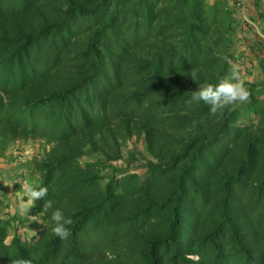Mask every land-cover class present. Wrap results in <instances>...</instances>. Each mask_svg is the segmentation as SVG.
I'll use <instances>...</instances> for the list:
<instances>
[{"label":"trees","instance_id":"16d2710c","mask_svg":"<svg viewBox=\"0 0 264 264\" xmlns=\"http://www.w3.org/2000/svg\"><path fill=\"white\" fill-rule=\"evenodd\" d=\"M263 2L0 0V162L38 144L49 190L0 181V264H264ZM234 73L247 102L192 100Z\"/></svg>","mask_w":264,"mask_h":264},{"label":"clouds","instance_id":"9594fccd","mask_svg":"<svg viewBox=\"0 0 264 264\" xmlns=\"http://www.w3.org/2000/svg\"><path fill=\"white\" fill-rule=\"evenodd\" d=\"M233 79L235 82H233ZM250 91L239 80V75L234 73L233 78L221 80L216 84H206L194 91L192 100L199 103L201 100L211 105L209 111L215 115L218 110L223 109L225 106L235 103H244L249 100ZM195 121L193 124L195 125ZM47 186L35 187L28 185L24 190V195L27 200L34 203L48 195ZM53 207L51 200L46 201L44 204V211ZM50 219L54 222L51 231L54 235L61 239H67L71 234L68 227L72 220L65 216L61 209H56L52 212ZM12 264H31L30 260L17 258Z\"/></svg>","mask_w":264,"mask_h":264},{"label":"rangeland","instance_id":"374dc122","mask_svg":"<svg viewBox=\"0 0 264 264\" xmlns=\"http://www.w3.org/2000/svg\"><path fill=\"white\" fill-rule=\"evenodd\" d=\"M264 6V2H263ZM252 79V76H251ZM22 146V145H21ZM38 144H33L32 142H29L25 145V149H21L20 146H17L16 148H13L14 153V159L13 162H8L5 165V162H0V168L4 169L6 167V170L0 171V181L3 180L5 181V185L8 191V195L10 196V200L12 202H15L17 197H24V190H22L19 187V184H22V174H27L28 177L29 175L32 174V179L35 177V173L33 174L31 171V166H28L29 163L33 162L37 156L38 152ZM34 180V179H33ZM10 210L13 209V204L9 206ZM21 211L24 213L28 212V207L26 205H22L20 208ZM0 214L3 217H7V208L5 210V206L0 207ZM41 220L35 221V220H30L28 221V233L29 235H32L34 233H37L38 230L41 227L40 224ZM24 231V230H23Z\"/></svg>","mask_w":264,"mask_h":264}]
</instances>
